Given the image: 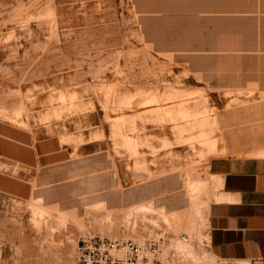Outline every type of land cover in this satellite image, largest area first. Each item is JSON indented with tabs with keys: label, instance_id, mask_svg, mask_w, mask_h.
Returning a JSON list of instances; mask_svg holds the SVG:
<instances>
[{
	"label": "rangeland",
	"instance_id": "obj_1",
	"mask_svg": "<svg viewBox=\"0 0 264 264\" xmlns=\"http://www.w3.org/2000/svg\"><path fill=\"white\" fill-rule=\"evenodd\" d=\"M263 100L264 0H0V122L71 147L0 194V264H75L92 237L218 264L207 164L264 165Z\"/></svg>",
	"mask_w": 264,
	"mask_h": 264
},
{
	"label": "crops",
	"instance_id": "obj_2",
	"mask_svg": "<svg viewBox=\"0 0 264 264\" xmlns=\"http://www.w3.org/2000/svg\"><path fill=\"white\" fill-rule=\"evenodd\" d=\"M70 153L56 136L39 138L0 122V194L28 200L31 186L20 172L65 164ZM207 173L216 184L206 221L207 248L218 264H264V165L218 157L208 162Z\"/></svg>",
	"mask_w": 264,
	"mask_h": 264
},
{
	"label": "built area",
	"instance_id": "obj_3",
	"mask_svg": "<svg viewBox=\"0 0 264 264\" xmlns=\"http://www.w3.org/2000/svg\"><path fill=\"white\" fill-rule=\"evenodd\" d=\"M159 255L156 241L85 238L77 246L75 264H153Z\"/></svg>",
	"mask_w": 264,
	"mask_h": 264
},
{
	"label": "bare ground",
	"instance_id": "obj_4",
	"mask_svg": "<svg viewBox=\"0 0 264 264\" xmlns=\"http://www.w3.org/2000/svg\"><path fill=\"white\" fill-rule=\"evenodd\" d=\"M254 49V48H253ZM235 57V56H234ZM101 91V90H100ZM102 92V91H101ZM114 96V95H113ZM149 101V100H148ZM260 101V100H259ZM264 101V100H263ZM157 103V102H156ZM255 102H253V104H254ZM263 103V102H262ZM260 104V103H259ZM249 105V104H248ZM251 105H252V103H251ZM257 105V104H256ZM255 105V106H256ZM258 106H261V105H258ZM248 107V106H247ZM250 108H252V107H250ZM253 108H256V107H254L253 106ZM18 110H20V109H18ZM250 110V109H249ZM16 111H17V109H16ZM179 111V110H178ZM234 112V111H233ZM11 113V112H10ZM13 113V112H12ZM20 113V112H19ZM182 113V112H181ZM256 113V112H255ZM177 114V113H176ZM187 114V113H186ZM184 115V114H183ZM179 116V115H178ZM182 116V115H181ZM203 116V115H202ZM14 117V116H13ZM188 117V116H187ZM199 117V116H198ZM182 118V117H181ZM10 119H12L13 121H14V123L16 122V120H14L13 118H10ZM188 119H190V118H188ZM194 119H195V117H194ZM203 120H205V118L203 119ZM188 122V121H187ZM197 122V121H196ZM194 123V122H193ZM202 123V122H201ZM18 124H20V123H18ZM196 124V123H195ZM203 125H204V123H202ZM207 124V123H206ZM192 125V124H191ZM191 127V126H190ZM183 128V127H182ZM182 130V129H181ZM189 130V129H188ZM184 132V131H183ZM188 132V131H187ZM198 133V132H197ZM202 133V132H201ZM200 134V133H199ZM72 175V174H71ZM74 175V174H73ZM73 175L72 176H70V178L71 177H73ZM94 175H96V174H94ZM75 177V176H74ZM85 177V176H84ZM97 177V176H96ZM88 178V177H87ZM86 179V178H85ZM89 179V178H88ZM91 180V179H90ZM90 180H88L89 182H90ZM95 180V179H94ZM85 183V182H84ZM87 183V182H86ZM83 184V183H82ZM44 188H46L45 186H43ZM48 187V186H47ZM81 187V186H80ZM85 187H87V186H85ZM84 187V188H85ZM42 188V187H41ZM77 188V187H76ZM82 188V187H81ZM90 188V187H89ZM96 188V187H95ZM79 190V189H78ZM84 190H86V189H84ZM89 191H90V189H88ZM38 191V190H37ZM49 191V190H48ZM87 191V190H86ZM85 191V192H86ZM44 191L42 190V193H43ZM97 192V194H100V193H98V190L96 191ZM96 192L94 193V194H96ZM100 192V191H99ZM38 193V192H37ZM86 195V194H85ZM37 196H39V195H37ZM93 196V195H92ZM40 197H41V195H40ZM83 197V196H82ZM99 198V197H98ZM97 198V199H98ZM92 200V199H91ZM93 203V202H92ZM37 208V207H36ZM39 208V207H38ZM41 209V208H40ZM37 210V209H36ZM40 211V210H39ZM37 212V211H36ZM41 212V211H40ZM35 213V212H34ZM39 213V212H38ZM35 214H37V213H35ZM107 216V215H106Z\"/></svg>",
	"mask_w": 264,
	"mask_h": 264
}]
</instances>
